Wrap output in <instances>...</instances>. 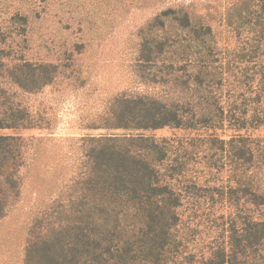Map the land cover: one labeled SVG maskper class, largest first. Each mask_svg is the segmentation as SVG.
Wrapping results in <instances>:
<instances>
[{"label":"trees","instance_id":"16d2710c","mask_svg":"<svg viewBox=\"0 0 264 264\" xmlns=\"http://www.w3.org/2000/svg\"><path fill=\"white\" fill-rule=\"evenodd\" d=\"M231 2L232 46L185 9L144 30L141 60L164 58L176 97L115 98L103 127L126 133L84 139L78 174L30 226L26 264H264V137L249 133L264 130V0ZM0 69V130L41 126L21 94L53 82L56 65L2 48ZM164 127L206 135L141 132ZM28 141L0 134V219L20 199Z\"/></svg>","mask_w":264,"mask_h":264},{"label":"rangeland","instance_id":"374dc122","mask_svg":"<svg viewBox=\"0 0 264 264\" xmlns=\"http://www.w3.org/2000/svg\"><path fill=\"white\" fill-rule=\"evenodd\" d=\"M231 1L0 0V49L11 48L18 57L57 67L53 82L21 94L41 126L0 130L29 140L20 199L0 219V264H26L30 226L78 174L84 139L126 133L103 127V119L112 118L115 98L123 94L160 100L176 97L179 89L164 84V58L160 56L155 65L141 60L144 49L153 46L145 45L144 30L164 10L185 9L211 23L219 42L232 46L235 37L225 20ZM141 132L157 140L206 135L173 127ZM216 133L226 139L233 134ZM249 133L264 137V130Z\"/></svg>","mask_w":264,"mask_h":264}]
</instances>
